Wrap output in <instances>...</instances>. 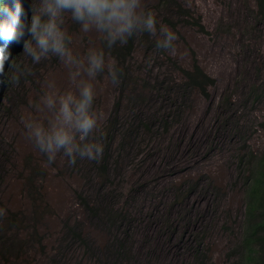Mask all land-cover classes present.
<instances>
[{
	"label": "rangeland",
	"instance_id": "374dc122",
	"mask_svg": "<svg viewBox=\"0 0 264 264\" xmlns=\"http://www.w3.org/2000/svg\"><path fill=\"white\" fill-rule=\"evenodd\" d=\"M157 1L142 0V8L154 11L158 28L166 26L177 35L176 51L158 49V33L151 35L154 44L139 38L133 73L122 95L119 85L110 81V63L115 61L101 34L95 30L83 33L70 16L65 17L69 47L75 55L84 58L90 48L105 52V70L93 81L94 108L103 118L92 134L104 146L102 156L109 153L111 163L105 177L99 178L92 168L96 160L77 159L71 165L58 154L49 164L26 137L22 117H43L32 105L48 82H54L59 92L76 91L69 67L58 57L38 63L18 103L5 104L4 99L0 161L4 159L5 172L0 179V207L22 214L25 221L18 230L23 250L15 259H0V264H103L99 252L119 239L126 227L107 232L88 219L85 201L93 205L97 189H102V196L109 195L113 211L122 209L128 216L131 232L126 240V264H190L197 235L210 241L213 258L208 264H229L231 230L224 232L222 227L226 211L240 209L241 195L233 187L238 155L264 149L260 127L264 118V29L255 20V0H174L200 16L209 34L183 21L177 30L168 27ZM20 53L26 63L31 62L24 54V44ZM193 53L204 72L217 82L210 88V99L192 90L186 99L175 88L178 80L172 67H188ZM162 86L172 90L168 100L160 93ZM5 93L9 96L8 88ZM177 103L183 108L176 107L181 112L170 116L167 130L151 131L143 126L124 138L134 119L162 118L175 112ZM114 117L118 124L107 126ZM195 183L199 184L196 191ZM185 184L193 185L191 192L178 203L174 189ZM39 208L43 213L37 231L45 238L41 248L37 239L25 237L35 227L33 218ZM73 225H79L86 236L79 244L69 243L66 235L67 227ZM81 246L91 252L85 253Z\"/></svg>",
	"mask_w": 264,
	"mask_h": 264
},
{
	"label": "clouds",
	"instance_id": "9594fccd",
	"mask_svg": "<svg viewBox=\"0 0 264 264\" xmlns=\"http://www.w3.org/2000/svg\"><path fill=\"white\" fill-rule=\"evenodd\" d=\"M30 3L31 0H0V108L4 105L7 70L20 56L23 44L24 54L33 63L58 57L69 67V79L76 84V91L59 92L54 82H48L32 105L43 117H22L26 137L49 164L58 154L71 165L77 159L99 160L104 146L99 139L93 140L92 134L103 114L94 108L93 81L105 70V52L90 48L84 58L75 55L69 47L65 17L70 16L83 33H100L108 48L126 44L138 33H158L156 47L175 53L177 35L166 26L158 28L156 14L143 9L142 0H32L31 8ZM108 75L112 84L119 83V69L112 68Z\"/></svg>",
	"mask_w": 264,
	"mask_h": 264
},
{
	"label": "trees",
	"instance_id": "16d2710c",
	"mask_svg": "<svg viewBox=\"0 0 264 264\" xmlns=\"http://www.w3.org/2000/svg\"><path fill=\"white\" fill-rule=\"evenodd\" d=\"M255 2V20L259 27L264 29V0H255ZM157 5H160V7L162 6L161 11L165 24L168 27L177 30L176 28L180 22L183 21L185 24L197 28L199 32L209 34L200 16L194 15L190 9L184 8L174 0H158ZM31 15L32 11H29V21ZM74 23L76 22L74 21ZM139 38L154 44L151 35L147 33H138L130 38L126 44H117L112 48H108L111 58L115 61V63H110L111 69L117 68L120 71V81L118 83V87L121 88L119 91L120 95H122V91H124L123 89L126 87V84L130 82L129 76L133 73L131 64L134 60V51L140 42ZM152 49V46H149V51H152ZM25 59L23 54L17 56L11 63L12 67L10 65L7 70L3 83L5 98H7L5 104L19 102L24 87L28 85L30 79L33 78V75H35L38 70V63H32V60L26 63ZM172 73L178 80L175 88L182 91L183 98H186L189 90H192L198 92L205 99H210V88L214 87L217 83L215 79L208 76L201 68L196 60L195 53H193V61L188 67L174 65V67H172ZM153 81L154 83H158L156 77L153 78ZM6 88L9 90V96H6ZM171 92L172 90L170 87H161L160 93L164 94V99L170 95ZM168 99L169 97H167V100ZM118 107L119 104L117 105V108ZM176 107L183 108V104L177 103L173 107L176 111L173 113L170 112L171 114H163L162 118H156L155 115H153L134 119L131 125L125 130L124 138L133 136L136 134L139 127L143 126L149 127L151 131L157 128H164L167 130L170 124V116L174 113L181 112ZM113 124H118L117 118L115 117L107 126L113 128ZM223 126H225L224 123ZM260 127L264 131V118L260 123ZM101 138L102 141L104 140L106 142L107 139L104 136L101 135ZM245 149L246 148H244V150ZM3 163L0 161V179L5 172V167L2 168ZM110 163L109 153H107L99 160L93 161L91 166L96 169L99 178H102L103 176L105 177L107 170L110 168ZM236 167L237 173L233 187L238 188L239 194L241 195L240 209L236 213H232L233 211H226L225 223L222 227L224 232H228L229 228L231 230L230 243L227 251L229 264H264V149L260 152L249 150L247 153L239 154ZM198 185V183H195V191L198 189ZM192 186L193 185L185 184L179 188H175L174 200L179 203L185 194L191 192ZM101 192L102 189H97L95 194L97 198L96 201L93 202V205L87 200L85 201L87 205L85 213H87L88 219L90 221L94 219L96 224L107 232L113 229L118 231L124 226L126 230L122 232L119 239H115L108 244L105 249L99 252V257L102 259L103 264H126L128 254L126 240L131 232V225L127 224L128 216L123 213L122 209H119L117 212L113 211L111 209L112 201L109 199V195L102 196ZM39 202L41 203V199ZM0 210L3 212V214L0 215V259L6 261L7 259L17 258L23 250V244L19 239L18 230L25 220L20 213H15L5 208L2 209L1 207ZM42 213L43 210H40V208L35 211V217L33 218L35 227L31 229V232L25 235V237L30 240L37 239L40 248L45 242L44 236L42 237L37 231L40 215ZM66 235L70 241L69 243L72 244H79L86 239L79 225H73L71 228L67 227ZM82 248L87 254L91 252L90 248ZM62 250L65 252V245L62 246ZM191 251L192 259L190 264H208V261H211L213 258L210 249V241L203 235L195 236V242L191 247Z\"/></svg>",
	"mask_w": 264,
	"mask_h": 264
}]
</instances>
